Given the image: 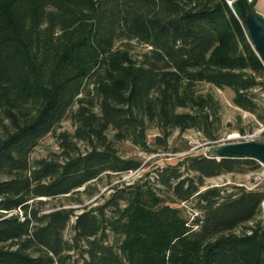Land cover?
I'll list each match as a JSON object with an SVG mask.
<instances>
[{
    "label": "trees",
    "instance_id": "trees-1",
    "mask_svg": "<svg viewBox=\"0 0 264 264\" xmlns=\"http://www.w3.org/2000/svg\"><path fill=\"white\" fill-rule=\"evenodd\" d=\"M229 1L0 0V264H264V190L206 186L260 170L251 157L186 155L84 205L141 169L124 143L218 140L221 104L199 85L264 125V58L241 21L257 1ZM47 136L59 155L34 158Z\"/></svg>",
    "mask_w": 264,
    "mask_h": 264
},
{
    "label": "rangeland",
    "instance_id": "rangeland-1",
    "mask_svg": "<svg viewBox=\"0 0 264 264\" xmlns=\"http://www.w3.org/2000/svg\"><path fill=\"white\" fill-rule=\"evenodd\" d=\"M229 1V0H228ZM256 2L254 9L264 14V0H250ZM231 4V1L228 2ZM198 90L201 92H211L221 104V120L222 126L219 133V138L211 146H207V142L203 136L194 130L185 132L182 136L177 133L174 134L170 140V149L167 151H160L156 154H146L135 149L129 143L122 144L120 154L124 158H133L141 162V169L135 172L123 174L121 176H113L112 178L104 177L97 182V188L99 193L95 198L88 200L85 199L84 205L96 202L97 199L103 193H107L111 186L121 183H129L137 179L144 172L151 171L153 168L162 166L165 164H176L186 155H206L209 153L212 147H217L222 144L228 143H240L247 140H254L264 144V134L253 136L260 128L261 124L256 116L242 111L235 107L231 100L233 93L229 89L219 90L208 85H199ZM256 101L264 107V93L256 90ZM61 130L73 132V128L68 121L63 122ZM242 131L243 133H241ZM156 135V131L151 129L148 133V140L151 142ZM177 149L178 152L173 150ZM59 155V149L55 139L51 136L44 138L39 146L33 153L34 158H49L51 156L56 157ZM241 186L247 190H264V165H261V169L256 172H248L245 174H226L217 178L207 180L206 186ZM66 200L59 198L57 200L48 201L46 209L51 208L52 205L57 207L66 206ZM67 207V206H66ZM77 208L79 206H73ZM189 213V211L187 210ZM66 237H69V233L66 232Z\"/></svg>",
    "mask_w": 264,
    "mask_h": 264
},
{
    "label": "water",
    "instance_id": "water-1",
    "mask_svg": "<svg viewBox=\"0 0 264 264\" xmlns=\"http://www.w3.org/2000/svg\"><path fill=\"white\" fill-rule=\"evenodd\" d=\"M241 21L247 29L254 51L264 58V14L248 8L241 14ZM208 155L216 159L230 156L251 157L264 165V144L257 141L222 144L212 147ZM262 209L264 213V201Z\"/></svg>",
    "mask_w": 264,
    "mask_h": 264
},
{
    "label": "built area",
    "instance_id": "built-area-1",
    "mask_svg": "<svg viewBox=\"0 0 264 264\" xmlns=\"http://www.w3.org/2000/svg\"><path fill=\"white\" fill-rule=\"evenodd\" d=\"M249 2H250V0H249ZM262 133L264 134V125H261V128L255 134H253V136H251V138L256 136V135H261ZM248 141L249 140H247L246 142H248ZM250 141H254V140H250Z\"/></svg>",
    "mask_w": 264,
    "mask_h": 264
}]
</instances>
